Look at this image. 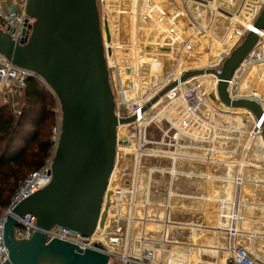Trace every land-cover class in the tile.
<instances>
[{
    "label": "built area",
    "instance_id": "1",
    "mask_svg": "<svg viewBox=\"0 0 264 264\" xmlns=\"http://www.w3.org/2000/svg\"><path fill=\"white\" fill-rule=\"evenodd\" d=\"M27 2L28 0H20V3L12 8H5L0 4V29L8 32L17 44H22L24 39L22 32L25 29V22L28 18L26 15ZM147 3L148 8L145 7L144 10L146 19L149 18L147 9L153 11L151 4H149L150 0H147ZM243 3L248 4L245 7H248L250 12L253 13L250 24L254 27L255 21L263 9L264 0H249V3L247 0H242L241 6ZM252 3L255 5H250ZM196 26L193 27L192 24L194 34L200 33L201 30V28ZM235 28L229 30L222 42V49L225 50L230 45L229 50L221 58L218 56V64L212 67V70L219 74L221 73L222 65L231 55V50L242 38L245 39L250 32L254 31L244 27V25L237 27L236 31ZM254 29L259 34L260 41L235 71L230 82L228 94L232 101L246 99L256 101L263 111V116L260 120L256 119L248 110L234 109L223 104L218 96L219 79L214 74H204V76L212 75V89H210L211 85L207 86L205 81L198 79L197 77L199 76L192 77L183 83L179 82L176 87L168 91L159 101L145 110L146 106L160 92L170 85L171 82L178 81L183 74L178 73L173 80H166L160 86L152 88L147 93L136 94L134 91L131 92V79L127 78L124 73L126 70L116 66L114 62H111L106 57L110 84L114 95L115 116L118 121L132 118L133 121L128 123L119 122L117 127L115 166L103 197L101 209V214L106 213L107 215L105 226L101 229L98 225L95 233L91 236H83L77 232L55 226L44 232L47 242L57 238L72 243L83 250L96 249L95 244H98L102 247V250H97L109 255L108 264H171L174 257L172 256L173 251L170 250L171 242L167 238V230L168 226L172 224L168 220L169 213L173 207L172 200L175 198H187L186 195L183 196L176 192L177 180L195 176L189 171L187 173L178 170L187 168L190 164L201 162H208L214 165L216 169L222 167L231 168L228 165L229 163L215 160L212 157V153L216 152L232 154L241 145L240 132L244 131L242 128L235 130L228 124L215 125L213 123L218 118H222L221 115L228 113L229 110H242L246 113L245 115L252 118L249 123L251 128L246 130L248 131L247 140L240 150V160L234 163L236 165L235 168L240 167V170L243 168L264 169V138L262 134L264 100L253 93H240L239 83L241 77L237 76L239 73H246L251 63L264 59V50L261 42L264 31ZM177 37L180 38L176 48H179L181 54L192 53L193 43L191 39H183L180 35H177ZM178 45L180 46L178 47ZM29 78H34L45 85L56 100V125L52 130L51 137L53 147L44 165L26 177L12 197L9 207L0 215V264H3L9 258L3 242V231L7 216L13 207L18 206L51 183L52 165L62 133V112L56 95L41 77L29 70L18 67L0 53V98L2 104L11 106V99L19 98L24 93L26 82ZM214 102H219L222 107H227L228 112H225V107L222 108L218 103L216 105ZM17 110V114H20L21 109L17 108ZM151 128L160 130L162 134L159 139L152 138ZM197 132L204 135L209 134L208 139L205 138V144L196 135ZM231 133H235L238 136L236 138L231 137ZM208 143L213 147L217 146V148H207L206 144ZM254 150H257L258 153L253 157L256 160L252 161L249 159L253 156ZM205 151L207 152L206 156L204 154ZM194 152L200 154L194 155ZM130 156L133 157L132 166L129 165L128 159ZM150 158L168 160L172 167L169 170L170 181L166 191V202L163 205L167 219L163 222L151 217L149 214L150 210H153L155 206L154 195L151 192L152 179L147 188L141 189L139 186L140 178L143 174L142 169L145 162ZM155 170L156 168L152 167L149 170L150 178ZM156 171L163 172V170ZM203 178H205V175H203ZM232 180L235 181L238 187L243 183L241 174L238 178ZM156 193H159V191L156 190ZM176 194L177 196L174 197ZM140 199L142 200L140 201ZM140 202L142 203L141 206H139ZM227 202L226 200L218 201L217 231L224 229L227 220L237 218L234 214H230V205ZM18 220L21 225L15 228L16 239L29 240L37 230L35 217L28 214ZM147 224L155 226L162 224L163 234L160 238L154 234L156 230H148ZM234 234L235 231L232 230V238H229L230 243L223 248V251L228 253L229 263L263 264L256 255L236 244Z\"/></svg>",
    "mask_w": 264,
    "mask_h": 264
},
{
    "label": "water",
    "instance_id": "2",
    "mask_svg": "<svg viewBox=\"0 0 264 264\" xmlns=\"http://www.w3.org/2000/svg\"><path fill=\"white\" fill-rule=\"evenodd\" d=\"M22 32L27 40L17 44L0 29V53L20 68L41 77L59 100L62 133L52 165L51 183L11 209L4 225L3 242L8 260L3 264H108L109 255L53 238L45 231L60 227L91 236L107 219L102 202L113 173L117 150L118 121L110 84L102 22L97 0H28ZM29 20L31 22H29ZM264 31V7L254 23ZM108 34L109 30L106 28ZM250 32L226 59L221 73L192 70L168 85L145 108L186 80L214 74L219 79L218 96L223 104L263 116L253 100L232 101L228 94L235 71L259 43ZM264 138V124L262 127ZM32 215L37 230L29 240L16 239L19 218ZM99 249V250H97Z\"/></svg>",
    "mask_w": 264,
    "mask_h": 264
},
{
    "label": "rangeland",
    "instance_id": "3",
    "mask_svg": "<svg viewBox=\"0 0 264 264\" xmlns=\"http://www.w3.org/2000/svg\"><path fill=\"white\" fill-rule=\"evenodd\" d=\"M157 1L158 0H150V4H151L150 6L153 8V11L150 9H147V12L149 14V18L151 19V21H153V24H152L149 18L146 19L144 17V10H145L144 0H97V6H98L101 22H102V30H103V38H104V42H105L106 57L111 62H113V60H114L113 58H115L114 57L115 53H117L120 57L122 56L123 47H129L132 50V51L130 50L132 52V55H129V62H127V63L121 62V64L114 62L116 64V66L122 68L121 67L122 63L125 65L126 64H129V65L135 64L136 65L138 63L137 60L139 59V56L137 55L138 54L137 50H139V49L145 50L143 48V46L148 47V44L151 46L152 42H156V46H154L155 44H153V47L155 49L154 50L155 55H158L157 57H155V59L158 60L155 64H158V62L161 61V65L163 67H165L164 68L165 75L161 76L162 79L160 78V79H158V81H156L154 83L153 80H150L151 78L149 79L150 75L147 71H146L147 72L146 74H144V72L141 74L140 73L141 67L142 66L145 67V65L148 66V62L145 63L141 57L140 59H141L142 63L139 66L137 65L138 66L137 67L138 68V71H137L138 77H137V79H135V89L133 90L136 94H137V92H138V94L147 93V92H149V90H151L155 86H160L162 84V82L164 83V81H166V80H173L177 76L178 70L181 71V72L179 71V73H181V74H184V72H186V71H192V70H200V69L212 70V67L214 65L218 64L217 63L218 56L223 51L222 42L224 41L225 36L228 34L230 28L234 29L235 27H240L241 25H244V24H239V23L233 24L232 20H230V19L227 20L224 17H220V15H217V16H219V18L217 19V21H215V24L212 25L210 23L212 21V18H213L212 11L210 9L206 10L205 9L206 3H204V2L209 1V0H206V1L203 0L202 6L196 2L195 3L190 2L191 0H173V1L172 0H160L161 1L160 6L163 4V7H157L156 8L155 6H157V5H155V4ZM192 1H199V0H192ZM215 1H216L217 6H219L220 8H224L225 10L232 13L233 15L238 14L240 8L243 7V10H242L243 14H245L246 16L250 14V15H252L251 17L253 18V13L250 12L248 7L247 8L245 7L248 4L243 3L241 6L242 0H215ZM247 1L249 3V0H247ZM199 2H201V1H199ZM134 3L137 5L136 6L137 8L134 7ZM176 4H177V6H176ZM250 5H255V4L252 3ZM263 7H264V5H263ZM126 13H128V14H126ZM243 14L241 12L240 16H243ZM240 16H238V17H240ZM252 18H250V20H249V18H247V21H246V19H244V17H243L242 20H245V22L248 23L252 20ZM141 19H143V21H144L142 25L140 23ZM188 20H189V22H188ZM164 21H166L167 24ZM29 22H31V21L29 20ZM160 22L164 23L166 25L161 24ZM113 23H115V24H113ZM148 23L149 24L151 23V25H149ZM110 24L113 25V28L110 27ZM192 24H193V27L197 25L198 28H201L200 33L194 34L193 29H192L193 28ZM151 26H152V28H150ZM106 28H108V30H109L108 34L106 32ZM149 28L153 31L149 30ZM167 29L170 33L167 31ZM164 31H165V33H164ZM177 35H180L183 39H187V40H189V38L191 39V41L193 43L192 53L185 55V53L181 54L179 48H176V49L172 48V45L176 46V44H179L178 39L180 37H177ZM25 41H27V40L24 38L22 43ZM145 41H148L147 45L142 44ZM243 41H244V38H242L241 41L233 48V50H231L230 54H232V52L238 46H240ZM179 46L180 45H178V47ZM134 51H136L137 54ZM140 52L143 53V51H140ZM164 53H167V55H170V56L162 57V55H165ZM196 53H198V54H196ZM206 53H207V55H205ZM119 56H117V57H119ZM176 57L177 58L179 57L180 62H176L177 61ZM193 57H196L197 59H191ZM161 58H165V59H161ZM193 60H196V61H194V64H191V66L194 65L195 68L189 67V65H190L189 63L192 62ZM209 61H210V63H209ZM211 62H214V63H211ZM176 63L179 64V68L176 69V67H174L175 68L174 69L173 66ZM118 64H120V66ZM223 65H222V68H223ZM145 68L147 69V67H145ZM157 74H159V73H157ZM242 75L244 77L246 75V73L242 72L241 74L239 73L237 75L238 77H241L240 81L243 78ZM200 78H201V80H203L207 83V86H210L209 83L212 80V78L209 77V75H205V76L202 75ZM142 82H144V84H146L148 82L147 83V89L145 90V92H143L144 90L143 91L141 90L142 87L139 88V86L137 84V83L141 84ZM248 85H250L251 89L254 90L255 92L263 94V97H264V91H262V89L259 87L258 83H255V85L249 83ZM133 88H134V86H133ZM144 88H146V87H144ZM19 99H21V100H19ZM14 100H17L15 102L19 105H17L16 103H13L9 107H10L12 112L17 114V111H18L17 108L21 109L22 106L24 105V102H25V101H23L24 100L23 94L19 98H14ZM0 101H1V98H0ZM11 101H13V100L11 99ZM214 103L216 105H218V104L220 105L219 102H217L218 104L216 102H214ZM15 104L17 107H15ZM162 106H164V104H162ZM220 106L222 107V105H220ZM229 111H232V110H229ZM238 111H241V110H238ZM236 112H237V110H236ZM221 116H222V118H218V120L216 122H213L215 125L216 124H220V125L228 124L235 130H239L240 128H242L244 131H241L240 133L244 132V134L247 132L246 130L251 128L250 125H246L247 122H249V123L251 122V120H252L251 118H248L249 121L244 122L241 119H233L232 115L231 116L230 115L229 116L221 115ZM161 134L162 133L160 132L159 129H156V128L152 129L151 128L152 138L159 139L161 137ZM196 135L199 136V139L203 140L204 144H205V138L208 139V136H209V134L204 135L201 133L199 134L198 132L196 133ZM237 136H238L237 134L231 133V137L236 138ZM245 139L247 140V136L244 137V141L241 142V145L236 152H234L232 154L221 153V152L212 153L213 159L229 163L228 164L229 167L235 168L236 165L234 163L238 162L240 160V157H241V151L240 150L246 142ZM206 146H207V148L211 147L212 149L217 148V146H214V147L211 146L210 143L206 144ZM256 153H258V151L254 150L252 153V155H253L252 157H254V155ZM198 154H200V153L194 152V155H198ZM204 154L206 156L207 152L205 151ZM128 160H129V165L132 166L133 157L130 156ZM151 167L156 168V170H163L162 173L157 172L155 170V172L151 175V178H152V181H151L152 191L151 192L154 195L156 190H159V194L154 195L153 199L155 198L156 201L157 200L158 201L164 200V198H166V196H167L166 191L168 190V183L170 181L169 170H170V168H172L171 164L168 160H156V159L150 158L144 164V168L142 169L143 173L146 175H149L148 172H149V170H151ZM188 170H190V168H187V169L183 168V169H179L178 171H183V172L188 173ZM184 179L185 178L179 179L180 180L179 185L184 184ZM141 200L142 199H140V201ZM174 201H175V199H173V202ZM175 203H176V201L174 203H172L173 204L172 206H174ZM182 259H184V257Z\"/></svg>",
    "mask_w": 264,
    "mask_h": 264
},
{
    "label": "crops",
    "instance_id": "4",
    "mask_svg": "<svg viewBox=\"0 0 264 264\" xmlns=\"http://www.w3.org/2000/svg\"><path fill=\"white\" fill-rule=\"evenodd\" d=\"M199 1L191 0L190 2H196L202 6L203 0ZM19 3L20 0H0V4L5 8H12ZM242 10L243 7L240 8L239 12L237 11V15L225 14L220 17H224L227 20L235 17L236 20L245 26L249 22L247 23L242 19L244 17L247 21L248 15L243 14ZM241 12L243 16H240ZM143 22V19H141V25ZM151 23L153 24V21ZM151 23L148 24L151 25ZM236 23L238 24V22ZM111 25L110 27L113 28V25ZM150 28L149 30H151ZM236 29L237 27L235 31ZM147 42L145 41L142 44L147 45ZM151 44V46L148 44L147 48L143 46L145 50H137L138 54L134 51L139 56L136 67L142 63L141 57L145 63L148 62V66L145 65L147 69L142 66L140 73L142 71L144 74L153 72V65L156 62L153 44L156 46V42ZM172 48L176 49V46L172 45ZM229 48L230 45L222 51L219 58ZM130 50L131 48L129 47H123L122 56L118 55V58H122L121 62H129V55H132V50ZM140 51H143V53ZM261 82L262 89H264V75H262ZM137 84L138 86L140 85L139 83ZM145 87L147 89V85ZM15 101L17 100L13 99L12 104L16 103ZM1 104L2 101H0ZM245 118L248 120V117ZM249 160L253 161L256 159L250 157ZM188 168H190L188 171L195 176L186 177L182 185H179L180 180L178 179L176 184V192L183 196L186 195L187 198H175L176 203L172 207L168 218L170 223H172L167 230V238L171 242L170 250L173 251L172 256L174 257L171 264H230L228 253L223 251V248L230 243L229 238H232V230L235 231L236 244L256 255L264 264V169L243 168L240 170V167L216 169L214 165L208 162L193 163ZM240 174L243 178V183L238 187L232 179L235 180ZM203 175H205V178H203ZM156 194L159 193L155 192L154 195ZM176 196L177 194L174 195V197ZM165 199L156 201L154 198L155 206L153 209L156 211L154 218L160 222L167 219L163 208L166 202ZM219 200L228 201L230 214L237 216L235 219L227 220V224L222 231H217L216 229L218 225L217 211ZM174 202L172 200V203ZM153 230H156V233H154L156 237L160 238L163 234L162 224L157 225ZM183 257L184 259H182Z\"/></svg>",
    "mask_w": 264,
    "mask_h": 264
},
{
    "label": "trees",
    "instance_id": "5",
    "mask_svg": "<svg viewBox=\"0 0 264 264\" xmlns=\"http://www.w3.org/2000/svg\"><path fill=\"white\" fill-rule=\"evenodd\" d=\"M20 114L0 105V215L33 171L39 170L52 152L56 125V100L49 89L29 78Z\"/></svg>",
    "mask_w": 264,
    "mask_h": 264
},
{
    "label": "bare ground",
    "instance_id": "6",
    "mask_svg": "<svg viewBox=\"0 0 264 264\" xmlns=\"http://www.w3.org/2000/svg\"><path fill=\"white\" fill-rule=\"evenodd\" d=\"M173 1V0H172ZM204 1H206V0H204ZM109 2V1H108ZM144 2H145V6L144 7H146L147 5H148V3H147V0H144ZM143 2V3H144ZM161 1L160 0H158L157 2H156V4L155 5H157V6H155L156 8L157 7H163V4L160 6V3ZM194 3V2H193ZM204 3H206L205 4V9L206 10H208V9H210L211 11H212V15H213V18H212V21L210 22L212 25L214 24V22H215V20H216V18L217 17H219V16H217V15H220V16H223V15H225V14H232V13H230V12H228L227 10H225L224 8H220L219 6H217L216 5V1L215 0H209V1H206V2H204ZM150 4V3H149ZM137 5L134 3V7H136ZM137 8V7H136ZM147 8V7H146ZM162 9V8H161ZM143 10V9H142ZM149 11V10H148ZM126 14H128V13H126ZM133 14V13H132ZM235 14V13H234ZM153 15V14H152ZM237 15V14H236ZM132 16V15H131ZM252 15H248V17L247 18H249V20H250V18H252L251 17ZM156 17V16H155ZM165 17V16H164ZM127 20V19H126ZM134 20V19H133ZM161 20V19H160ZM230 20H232V22L233 23H236V22H238L239 24H242L241 22H239L238 20H236V18L235 17H232V18H230ZM235 22H234V21ZM189 21V20H188ZM165 23H166V21H164ZM159 23V22H158ZM161 23V22H160ZM137 24V23H136ZM161 24H164V23H161ZM167 24V23H166ZM166 24H164V25H166ZM167 27V26H166ZM244 27H246V28H250L251 30H254V31H256L255 29H254V27L250 24V22H249V24H245V26ZM161 28V27H160ZM174 28V27H173ZM173 30V29H172ZM138 31V30H137ZM163 31V30H162ZM167 31H168V29H167ZM174 31V30H173ZM169 32V31H168ZM177 32V31H176ZM164 33H165V31H164ZM170 33V32H169ZM159 34V33H158ZM163 35V34H162ZM167 35V34H166ZM158 41V40H157ZM261 42H262V47H263V50H264V35H263V38L261 39ZM111 44V43H110ZM165 45V44H164ZM167 45V44H166ZM229 50V49H228ZM228 50H226L224 53H223V56L227 53V51ZM162 53V52H161ZM165 55H162V57H165V56H170V55H167V53H164ZM196 54H198V53H196ZM205 55H207V53L205 54ZM118 56V54L117 53H115V58H113L114 60H113V62H117V63H120L121 64V61L122 60H120V58H118L117 57ZM158 55H155V57H157ZM199 56V55H198ZM161 59H165V58H161ZM160 59V60H161ZM191 59H197L196 57H193V58H191ZM190 59V60H191ZM176 62H180V59H179V57L177 58L176 57ZM120 61V62H119ZM158 60L156 59V62H157ZM165 61V60H164ZM194 61H196V60H193L192 62H190L189 64V67H194V65L193 66H191V64H194ZM155 62V63H156ZM160 63V64H159ZM209 63H210V61H209ZM120 64H118L119 66H120ZM174 65H176L175 67H176V69L177 68H179V64L178 63H176V64H174ZM198 66V65H197ZM121 67L123 68V70L125 69L126 70V72L124 71V73L126 74V76L129 78V79H131V83H130V86H131V92H133V90L135 89V79H137V77H138V75H137V67H136V65L134 64H131V65H129V64H123L122 63V65H121ZM128 69H127V68ZM161 67V68H160ZM164 68L165 67H163L162 65H161V61H159L158 62V64H154L153 65V72L152 73H150L149 75V79L150 80H153V82L155 83L156 81H158V79H160L161 78V76H164L165 75V73H164ZM195 68V67H194ZM203 68V67H202ZM170 69V68H169ZM175 69V68H174ZM161 70V71H160ZM179 71L180 70H178L177 71V74L179 73ZM181 72V71H180ZM143 73V71L141 72V74ZM157 73H159V74H157ZM154 75V76H153ZM262 75H264V59L262 60V61H257V62H253V63H251L249 66H248V68H247V71H246V75L242 78V80L240 81V83H239V91H240V93H244V92H247V93H253L255 96H257V97H259V98H263V100H264V97H263V94H260V93H257V92H255L254 90H252L251 89V86L250 85H248L249 83H251V84H254L255 85V83H258L259 84V87L262 89V82H261V80H262ZM201 76H199V77H197L198 79H201L200 78ZM209 77H211V78H213L212 77V75H209ZM157 79V80H156ZM162 79V78H161ZM149 82V81H148ZM147 82V83H148ZM255 82V83H254ZM147 83L146 84H144V82H142L140 85H141V90L143 91V92H145V90H146V88H144L146 85H147ZM161 83V82H160ZM214 83V82H213ZM143 84V85H142ZM140 85H139V88H140ZM157 85V84H156ZM209 85H211L210 86V89H212V84H211V81H210V83H209ZM133 86H134V88H133ZM156 87V86H155ZM140 90V91H141ZM262 91H264V89H262ZM138 93V92H137ZM206 106H209V105H206ZM224 108V107H223ZM225 109V112H228V110H227V107L226 108H224ZM246 113L244 112V111H229L228 113H224L223 115L224 116H233V119H241L242 121H249V120H247L245 117H248V118H251L250 116H248V115H245ZM243 116H245V117H243ZM252 119V118H251ZM252 121V120H251ZM246 125H249V122H247L246 123ZM248 132V131H247ZM247 132L244 134V132H242V133H240V139H241V141L240 142H243L244 141V137L246 136V135H248L247 134ZM246 140V139H245ZM260 140V139H259ZM260 142H261V140H260ZM152 178H150V176L149 175H146V174H142V177L140 178V188L141 189H145V188H147L148 186H149V184H150V180H151ZM142 205V203L140 202L139 203V206H141ZM156 213V211L153 209V210H150V212H149V214H150V216L151 217H155V214ZM156 226L155 225H153V224H147V228H148V230H151V229H154ZM169 227V226H168Z\"/></svg>",
    "mask_w": 264,
    "mask_h": 264
},
{
    "label": "flooded vegetation",
    "instance_id": "7",
    "mask_svg": "<svg viewBox=\"0 0 264 264\" xmlns=\"http://www.w3.org/2000/svg\"><path fill=\"white\" fill-rule=\"evenodd\" d=\"M187 168H188V167H187ZM187 168H186V169H187Z\"/></svg>",
    "mask_w": 264,
    "mask_h": 264
}]
</instances>
